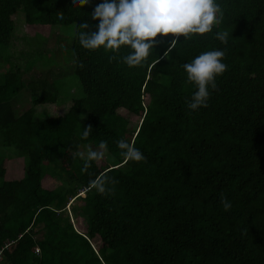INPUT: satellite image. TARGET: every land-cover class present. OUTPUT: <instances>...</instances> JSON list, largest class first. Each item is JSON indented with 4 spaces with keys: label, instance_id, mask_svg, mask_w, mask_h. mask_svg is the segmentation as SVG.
Returning <instances> with one entry per match:
<instances>
[{
    "label": "trees",
    "instance_id": "16d2710c",
    "mask_svg": "<svg viewBox=\"0 0 264 264\" xmlns=\"http://www.w3.org/2000/svg\"><path fill=\"white\" fill-rule=\"evenodd\" d=\"M101 2L0 0V45H11L23 10L26 33L13 38L27 44L72 24L74 62V74L50 79L27 65L39 49L0 56V264H264V0H215L223 20L211 33L181 36L166 58L171 34L158 36L143 67L131 68L78 42L81 24L96 30ZM222 30L227 45L215 39ZM225 48L208 106L190 110L197 89L182 65ZM122 138L146 160L125 163ZM101 141L105 158L82 173L73 153ZM19 159L22 177L7 179L5 163ZM102 174L117 181L112 191H89Z\"/></svg>",
    "mask_w": 264,
    "mask_h": 264
},
{
    "label": "clouds",
    "instance_id": "9594fccd",
    "mask_svg": "<svg viewBox=\"0 0 264 264\" xmlns=\"http://www.w3.org/2000/svg\"><path fill=\"white\" fill-rule=\"evenodd\" d=\"M74 6L83 7L89 4V0H72ZM62 18V16H61ZM91 19L99 21L95 31H86L89 28L87 22L80 25L82 29L77 33L79 44L87 50H98L103 47L104 52L114 53L109 57V62L117 60L128 67H143L146 58L150 55V49L158 45V36L168 38L171 34V43L164 52L162 58H166L169 52L175 48L181 36L186 41H191V34L211 33L213 26H219L223 20V10L215 0H102L91 13ZM215 39L222 44H228L229 33L226 30L217 31ZM19 40V39H18ZM122 46H129L128 54L120 56ZM226 57V48L201 53L182 65L187 74L186 83L194 85L197 89L186 100L190 110H198L207 107L210 98V90H216V77L222 75L228 65L222 61ZM155 63H159L157 60ZM92 126L84 127L82 139H87ZM120 150L119 155L124 162H141L146 160L144 154L125 139L116 141ZM108 152L106 141H101L93 149L86 146V151L73 153V158L79 157L83 162L81 172L85 173L91 167L92 162L102 161ZM117 181L102 174L89 181L88 189H95L99 194L112 191L108 185ZM221 204L225 211L231 209L232 204L226 198H221Z\"/></svg>",
    "mask_w": 264,
    "mask_h": 264
},
{
    "label": "rangeland",
    "instance_id": "374dc122",
    "mask_svg": "<svg viewBox=\"0 0 264 264\" xmlns=\"http://www.w3.org/2000/svg\"><path fill=\"white\" fill-rule=\"evenodd\" d=\"M24 15L23 10H19L17 12L16 21H15V29L12 34V43L11 45L4 46L0 45V56L13 55L12 49L16 51L28 52L39 49L40 55H35L31 60L27 61V65H33L34 63V76L41 77L42 73L45 75L46 71H49V78L56 79L62 78L65 72H70L66 76H70L73 73V58L71 51V40L73 34V25H63L53 27L51 30L52 35L48 39H41L42 37H35L36 39H32L31 41H27V44L24 40H18L13 38L14 35L20 33L23 35L26 33L24 29ZM20 32V33H19ZM24 32V33H23ZM41 39V40H40ZM46 40V41H43ZM37 56L39 58L37 59ZM36 59V60H35ZM4 60H0V67H3ZM53 72L55 75H53ZM33 78V75L30 76ZM72 85V84H71ZM63 87V85H62ZM67 88V86H66ZM76 88L71 89L70 92L75 91ZM28 91L27 89L21 90L20 99L18 100L19 105L24 109L28 108L30 105L29 100L26 99ZM16 103L13 100V106L15 107ZM16 108V107H15ZM9 156V155H8ZM7 156V157H8ZM10 156L11 153H10ZM12 159V157L10 158ZM16 161V160H15ZM23 159L17 160V162L10 161V163H5L6 167V178L7 179H18L23 175ZM11 170V172H10ZM13 172V173H12ZM12 173V174H11ZM46 184H56L55 180H51L49 177L44 179ZM72 199L69 201V203ZM69 210V205H67V211Z\"/></svg>",
    "mask_w": 264,
    "mask_h": 264
},
{
    "label": "crops",
    "instance_id": "0c3cea01",
    "mask_svg": "<svg viewBox=\"0 0 264 264\" xmlns=\"http://www.w3.org/2000/svg\"><path fill=\"white\" fill-rule=\"evenodd\" d=\"M14 103H16V100H14ZM17 104H19V103H17ZM19 106H21V105H19ZM22 108H23V107H22ZM11 157H12V158H16L17 155L13 153ZM10 172H11V170H10ZM12 173H13V172H12ZM12 173H11V174H12Z\"/></svg>",
    "mask_w": 264,
    "mask_h": 264
},
{
    "label": "built area",
    "instance_id": "2783aa9c",
    "mask_svg": "<svg viewBox=\"0 0 264 264\" xmlns=\"http://www.w3.org/2000/svg\"><path fill=\"white\" fill-rule=\"evenodd\" d=\"M1 257V256H0Z\"/></svg>",
    "mask_w": 264,
    "mask_h": 264
}]
</instances>
